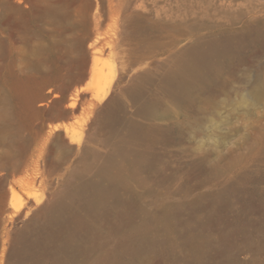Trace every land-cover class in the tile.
Wrapping results in <instances>:
<instances>
[{"label":"rangeland","instance_id":"rangeland-1","mask_svg":"<svg viewBox=\"0 0 264 264\" xmlns=\"http://www.w3.org/2000/svg\"><path fill=\"white\" fill-rule=\"evenodd\" d=\"M0 264H264V0H0Z\"/></svg>","mask_w":264,"mask_h":264},{"label":"bare ground","instance_id":"bare-ground-1","mask_svg":"<svg viewBox=\"0 0 264 264\" xmlns=\"http://www.w3.org/2000/svg\"><path fill=\"white\" fill-rule=\"evenodd\" d=\"M112 97V96H111ZM114 99L115 98H109L108 99V94L107 93H105V94H103L100 98H99V100L100 101H104V102H106L105 103V106H104V109L106 110L105 111V113L106 114H108V111H109V109H110V107H111V105L114 103ZM190 241L192 242V243H197V238L196 237H192L191 239H190ZM200 251V248H199V250H198V252Z\"/></svg>","mask_w":264,"mask_h":264}]
</instances>
